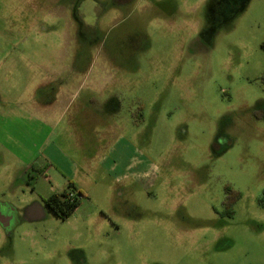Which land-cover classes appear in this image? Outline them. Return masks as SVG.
Listing matches in <instances>:
<instances>
[{
  "label": "rangeland",
  "instance_id": "1",
  "mask_svg": "<svg viewBox=\"0 0 264 264\" xmlns=\"http://www.w3.org/2000/svg\"><path fill=\"white\" fill-rule=\"evenodd\" d=\"M263 45L264 0H0V264H264Z\"/></svg>",
  "mask_w": 264,
  "mask_h": 264
},
{
  "label": "trees",
  "instance_id": "2",
  "mask_svg": "<svg viewBox=\"0 0 264 264\" xmlns=\"http://www.w3.org/2000/svg\"><path fill=\"white\" fill-rule=\"evenodd\" d=\"M264 49V45H263ZM135 119L138 121H143V117L139 116L137 114L134 115ZM32 170H37V165L34 164L31 167ZM71 194H74V196H71ZM83 193L79 191L78 194L73 192V190L66 191L62 194L55 193L51 197H49L46 200V203L48 207L59 217L61 218H68L70 215H72L76 209L80 206L82 202ZM242 193L238 190H235L234 198H233V206L241 199ZM231 208V209H232Z\"/></svg>",
  "mask_w": 264,
  "mask_h": 264
},
{
  "label": "flooded vegetation",
  "instance_id": "3",
  "mask_svg": "<svg viewBox=\"0 0 264 264\" xmlns=\"http://www.w3.org/2000/svg\"><path fill=\"white\" fill-rule=\"evenodd\" d=\"M134 103L135 104L133 105V108L130 109L129 111L133 119V123L137 125V124H140L141 122L139 120L137 121L134 115L137 114L139 116L144 117L146 104L141 99H137ZM143 119H144L143 121H145V117ZM234 193H235V190L232 184L229 182H225L223 184V198L221 200V204L225 208L226 213H228L231 216H232L231 208L233 204L232 201L234 198ZM9 221L10 219L7 218V210L5 209V207L0 206V222L7 223Z\"/></svg>",
  "mask_w": 264,
  "mask_h": 264
},
{
  "label": "crops",
  "instance_id": "4",
  "mask_svg": "<svg viewBox=\"0 0 264 264\" xmlns=\"http://www.w3.org/2000/svg\"><path fill=\"white\" fill-rule=\"evenodd\" d=\"M58 106H59L58 108H62L61 106H64V108H62V110H61V113H63L64 115H66L67 114V111L69 109L68 105L66 106V104H64V105L59 104Z\"/></svg>",
  "mask_w": 264,
  "mask_h": 264
},
{
  "label": "built area",
  "instance_id": "5",
  "mask_svg": "<svg viewBox=\"0 0 264 264\" xmlns=\"http://www.w3.org/2000/svg\"><path fill=\"white\" fill-rule=\"evenodd\" d=\"M71 196H74V194H71Z\"/></svg>",
  "mask_w": 264,
  "mask_h": 264
},
{
  "label": "water",
  "instance_id": "6",
  "mask_svg": "<svg viewBox=\"0 0 264 264\" xmlns=\"http://www.w3.org/2000/svg\"><path fill=\"white\" fill-rule=\"evenodd\" d=\"M1 206V205H0Z\"/></svg>",
  "mask_w": 264,
  "mask_h": 264
}]
</instances>
